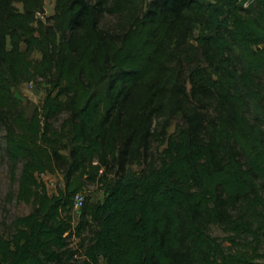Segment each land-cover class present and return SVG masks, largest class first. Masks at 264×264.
<instances>
[{
    "label": "trees",
    "instance_id": "1",
    "mask_svg": "<svg viewBox=\"0 0 264 264\" xmlns=\"http://www.w3.org/2000/svg\"><path fill=\"white\" fill-rule=\"evenodd\" d=\"M44 6L0 0V157L30 205L0 264H264V0Z\"/></svg>",
    "mask_w": 264,
    "mask_h": 264
},
{
    "label": "rangeland",
    "instance_id": "2",
    "mask_svg": "<svg viewBox=\"0 0 264 264\" xmlns=\"http://www.w3.org/2000/svg\"><path fill=\"white\" fill-rule=\"evenodd\" d=\"M55 0H45V15L49 16L53 14V6ZM149 0H146L148 2ZM18 8L20 5L16 4ZM113 22L112 18L104 17L102 20L103 24H108ZM44 85L39 83H23L14 89L15 95L24 103L25 105V115L30 116L33 108L40 104L44 97ZM173 127L170 128L171 132ZM162 147H157L156 143L152 146V151H160ZM140 167L137 165L131 166L132 171L138 170ZM38 181L43 182L46 187V191L49 195H53L56 189L62 188L63 179L60 174H45L43 176H38ZM16 190V185L11 186L9 181V174L7 163L4 158L0 157V233L6 234L8 232L11 221L18 216L26 215L30 211V205L23 202H19L14 198V193ZM85 196H88L92 202L102 201L103 192L96 185H90L84 192ZM79 210H73V220L74 222L78 219ZM208 233L211 236L223 239L228 236L220 227L217 225H210L208 227ZM70 246L73 250L78 249V240L76 238L70 239ZM223 246L225 248L229 247V244L224 242ZM232 251L234 249H231ZM261 252L264 253V244L260 248ZM74 260L81 261L80 254L74 256ZM98 264H104L102 260H99Z\"/></svg>",
    "mask_w": 264,
    "mask_h": 264
},
{
    "label": "built area",
    "instance_id": "3",
    "mask_svg": "<svg viewBox=\"0 0 264 264\" xmlns=\"http://www.w3.org/2000/svg\"><path fill=\"white\" fill-rule=\"evenodd\" d=\"M29 85L31 86L32 83H29ZM40 176H43V174L40 175ZM82 204H83V195L79 193L74 198V208H73V210H80V208L82 207Z\"/></svg>",
    "mask_w": 264,
    "mask_h": 264
}]
</instances>
